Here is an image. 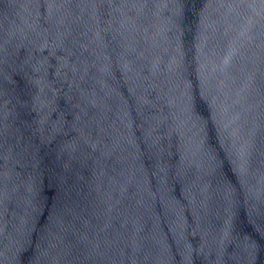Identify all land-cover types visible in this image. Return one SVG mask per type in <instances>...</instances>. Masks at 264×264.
<instances>
[{
    "label": "water",
    "instance_id": "water-1",
    "mask_svg": "<svg viewBox=\"0 0 264 264\" xmlns=\"http://www.w3.org/2000/svg\"><path fill=\"white\" fill-rule=\"evenodd\" d=\"M0 264H264V0H0Z\"/></svg>",
    "mask_w": 264,
    "mask_h": 264
}]
</instances>
